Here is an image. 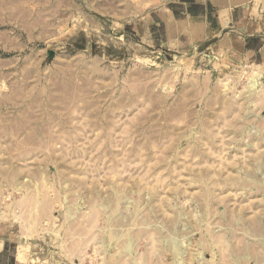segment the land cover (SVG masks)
Returning <instances> with one entry per match:
<instances>
[{
  "label": "rangeland",
  "instance_id": "rangeland-1",
  "mask_svg": "<svg viewBox=\"0 0 264 264\" xmlns=\"http://www.w3.org/2000/svg\"><path fill=\"white\" fill-rule=\"evenodd\" d=\"M172 1L0 0V237L32 264H264V66L130 31Z\"/></svg>",
  "mask_w": 264,
  "mask_h": 264
},
{
  "label": "crops",
  "instance_id": "crops-1",
  "mask_svg": "<svg viewBox=\"0 0 264 264\" xmlns=\"http://www.w3.org/2000/svg\"><path fill=\"white\" fill-rule=\"evenodd\" d=\"M138 39L189 48L211 43L264 66V0L172 1L129 26ZM126 35L127 33L124 32ZM0 264H32L20 245L0 237Z\"/></svg>",
  "mask_w": 264,
  "mask_h": 264
},
{
  "label": "bare ground",
  "instance_id": "bare-ground-1",
  "mask_svg": "<svg viewBox=\"0 0 264 264\" xmlns=\"http://www.w3.org/2000/svg\"><path fill=\"white\" fill-rule=\"evenodd\" d=\"M264 77V75H263V73L262 72H260V71H256V69H253L252 70V72L250 73V75H249V78H248V89L249 90H252V91H254V90H256V89H258L259 87H261V85H262V81H263V78ZM126 244H128V242L126 243ZM126 244H124V245H126ZM122 245V249L123 248H125L124 247V245L123 244H121ZM175 245V243H173V251L175 252V254L178 252V250L179 249H176L175 247H177V245L176 246H174ZM129 247H131V245H129ZM178 248V247H177ZM131 249V248H130ZM128 250V249H127ZM124 251V250H123ZM131 251V250H130ZM124 252H126V249H125V251ZM129 252V251H128ZM131 253V252H130ZM130 253H129V255H130ZM123 254H125V253H123ZM128 254V253H127ZM178 255V254H177ZM124 261V260H123ZM174 264H182V263H179V260H177V261H175L174 262Z\"/></svg>",
  "mask_w": 264,
  "mask_h": 264
}]
</instances>
